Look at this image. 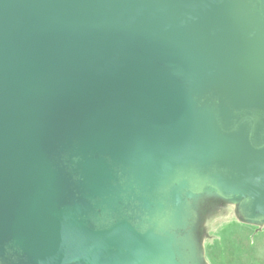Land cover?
<instances>
[{
  "label": "water",
  "instance_id": "1",
  "mask_svg": "<svg viewBox=\"0 0 264 264\" xmlns=\"http://www.w3.org/2000/svg\"><path fill=\"white\" fill-rule=\"evenodd\" d=\"M115 168L160 217L184 174L264 221V0H0V264L200 262Z\"/></svg>",
  "mask_w": 264,
  "mask_h": 264
},
{
  "label": "rangeland",
  "instance_id": "2",
  "mask_svg": "<svg viewBox=\"0 0 264 264\" xmlns=\"http://www.w3.org/2000/svg\"><path fill=\"white\" fill-rule=\"evenodd\" d=\"M248 117L249 116L246 115V118ZM175 183L180 186H188V188L185 190L184 188H181L179 189V192H174L172 194L173 196L175 195L174 199L176 201L174 209L171 212L163 211L162 216L160 217V211H158L159 205L152 202L151 198L144 201L146 197L142 193L146 195L151 187H144L141 182L137 184L134 176L130 177V174L127 172H121L117 168H115L114 171H111V176L107 182L111 188L109 195L113 198L119 197L114 210L121 211L123 215L122 217H126L130 220V222L139 230L146 231L157 229L162 233H165L170 225L166 226V224L159 227L158 221L160 218L162 222L169 221L167 217L170 213L174 215L172 219L174 223L178 221L177 223L184 222L189 224V227L192 225L191 230L184 233L190 237L187 241L189 243V252L196 258L201 256L204 249L208 251V248L203 244V242H205L203 241L204 239L206 241L208 239L209 242L211 241V238H213L211 246L219 251V249H223L217 246V239L220 236L223 239V237L226 238L228 235H231L230 233H243L244 231H247L242 229L243 226L238 221L239 214L238 212H235L236 209L232 204L224 202L217 193L212 191L203 194L201 193L203 195L201 198L199 196L191 195L194 190L198 188V183L192 181L190 177L184 174L171 181L169 184L167 183L168 185L166 184L165 188H169V185L172 186ZM209 183L210 182H208V184ZM152 188H154V186H152ZM114 191L115 193H113ZM187 196L188 198L191 197L195 199L196 204L194 205V211L196 214L193 213L192 210L190 211V209H186V213L185 211L184 213H181L182 210L180 208L183 206V203L181 202L184 201ZM163 203L166 204L167 201H163ZM188 205L190 206L191 203H188ZM237 229L239 230L237 231ZM195 231L199 235V240L202 239V242L198 241ZM201 236L202 238H200ZM226 240L228 239L226 238ZM228 244H231L232 246L234 245L232 241L224 242L225 247ZM114 253L115 252L112 251L108 252L109 255H113Z\"/></svg>",
  "mask_w": 264,
  "mask_h": 264
},
{
  "label": "crops",
  "instance_id": "3",
  "mask_svg": "<svg viewBox=\"0 0 264 264\" xmlns=\"http://www.w3.org/2000/svg\"><path fill=\"white\" fill-rule=\"evenodd\" d=\"M224 202L232 204L236 209L235 212L239 214L238 221L243 226L242 229L247 231L230 233L231 235L226 237L228 240L225 237L222 239L220 236L217 239V246L223 249H219V251L211 246L213 238L209 242L208 239L207 241L204 239L203 244L208 248V251L203 247L200 262L194 264H264V221L255 217L244 216L240 209L241 205L245 203L243 201L236 203L235 201L225 200ZM225 241H232L234 245L228 244L225 247ZM200 242H202V239H200Z\"/></svg>",
  "mask_w": 264,
  "mask_h": 264
}]
</instances>
